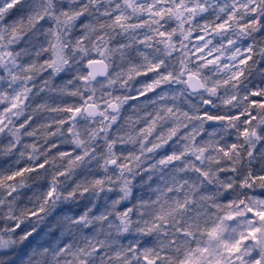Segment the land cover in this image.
<instances>
[{
    "label": "clouds",
    "instance_id": "1",
    "mask_svg": "<svg viewBox=\"0 0 264 264\" xmlns=\"http://www.w3.org/2000/svg\"><path fill=\"white\" fill-rule=\"evenodd\" d=\"M0 264H264V0H0Z\"/></svg>",
    "mask_w": 264,
    "mask_h": 264
}]
</instances>
